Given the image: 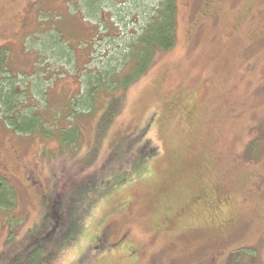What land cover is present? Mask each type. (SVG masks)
Listing matches in <instances>:
<instances>
[{
	"label": "rangeland",
	"instance_id": "obj_1",
	"mask_svg": "<svg viewBox=\"0 0 264 264\" xmlns=\"http://www.w3.org/2000/svg\"><path fill=\"white\" fill-rule=\"evenodd\" d=\"M85 1L0 0L4 66L24 91L17 99L48 127L78 128L64 146L53 128L50 137L17 133L0 113V183L15 196L0 206V264L23 259L28 230L45 218L48 264H264V0H176L173 47L126 89H102L93 110L59 121L61 107L86 93V74L124 73L120 48L156 4ZM39 6L50 21L38 19ZM53 26L76 45L63 66L34 36ZM95 29L103 41L85 47ZM36 67L38 82L24 74ZM117 95L121 107L99 132Z\"/></svg>",
	"mask_w": 264,
	"mask_h": 264
},
{
	"label": "trees",
	"instance_id": "obj_2",
	"mask_svg": "<svg viewBox=\"0 0 264 264\" xmlns=\"http://www.w3.org/2000/svg\"><path fill=\"white\" fill-rule=\"evenodd\" d=\"M67 3V2H66ZM95 3H98V1L95 0H86L84 5L87 6V8L92 7L95 5ZM176 10H177V4L176 0H156V4L153 5V8L150 12H148L149 16L143 19V24L140 29V34L135 37V39H131L130 42L126 46H122L123 48H120V54L119 56H124V62L127 65V67L122 69V72H118L117 76H113V71H109V67L105 66L100 70L99 72L93 71L88 74H86L85 84L81 81L80 84V90L83 86H86V93L83 95L81 93H77L78 95L73 96L74 99H72L69 103H66L64 106L61 107L60 112H58L59 115L62 117H59V121H65L66 117H72L73 114L78 115L79 112L82 110L91 109L93 110L94 106V100L97 99L96 95L99 91H102L104 89L106 92H113L116 90H124L126 89L137 77H139L150 63H152L155 60L156 52H162L165 50H168L173 47L175 41H176V34H175V27H176ZM101 13V12H100ZM39 14H44V17L41 18ZM38 19L50 21L49 14L47 11L40 7L37 10ZM48 15V16H47ZM96 15H99V12L96 13ZM47 16V18H46ZM107 29V28H106ZM54 26L51 27L48 30L45 31H38L37 34H35V38L40 39L41 45H46L51 50V58L56 61L59 65L63 66V62H73L74 60V53H75V47L76 45L68 44L67 40H63L61 31H56ZM92 33V31H91ZM61 34V35H60ZM93 39L91 43H87L85 47H90L94 44L101 43L103 41V38L99 36L98 29H95L93 31ZM26 35V34H25ZM42 35V36H41ZM49 36L56 37V40L52 41ZM29 35H26L25 38H29ZM111 39V37L109 36ZM123 43V42H122ZM121 47V46H120ZM41 55L40 58H42V61L45 60V57H42L43 55L41 52L37 51V56ZM8 57V49L6 47L2 46L0 47V113L3 114V121L4 123L13 131L17 133L22 134H34V133H40L44 135L45 137H50L52 135V132L50 129H54V131H57L58 133V140L63 144L64 146L68 145H74L78 138V128L76 126H67L64 127L61 123V126H55V128L48 127L47 124H55L54 122L48 120L47 118H44V116L41 113L37 112V109L28 108L27 102H19L17 99L18 94L21 92V96L24 93V91L20 90L18 87V77L17 75L10 74V72L6 69V59ZM38 58H35L33 63L37 64ZM107 65H109L108 62H106ZM5 64V66H4ZM6 69V70H5ZM39 68L36 67L33 71V74H26V76H33V81L38 82L39 78ZM104 75H103V73ZM100 73V74H99ZM107 78V80H106ZM6 80V81H5ZM40 84L36 85L35 88H41L39 87ZM110 89V90H108ZM45 91V89H44ZM29 91L26 89L25 93H28ZM39 93L42 92V89L38 91ZM25 96V95H24ZM121 96H112L110 101L108 102L107 109L103 112L101 121L97 124V130H101V126L103 125V121L105 118H107L104 125H107L109 123V120L117 113L119 108L121 107ZM36 97V96H35ZM28 97L25 96V100ZM37 98V97H36ZM36 98L31 99V106L37 107L39 105V102L37 101L35 104L33 103V100H36ZM119 99V102L118 100ZM68 102V101H67ZM72 113V114H71ZM65 117V118H64ZM103 131V130H102ZM99 131V132H102ZM256 140L252 139L248 143V148L250 150L249 154L253 153L256 148ZM5 189V191L9 194L8 199L5 197H2V190ZM14 192H12L9 188V186L6 183H0V206L4 208L11 207L12 202L14 200ZM54 202V201H53ZM53 205V203H52ZM51 207L48 209L49 213L52 209ZM56 207V206H54ZM57 208V207H56ZM59 211H52V215L49 214L48 217H52V220L55 222L59 218ZM56 216H53L55 215ZM55 217V218H54ZM46 218L43 219L42 223L40 225L35 224L34 228H31L28 230L32 237L30 239H33V241L28 245L26 252L23 256V259L20 260L19 258L14 261H8L9 259H5L4 262H7L5 264H48L46 257L48 252H46L47 248L39 243V240H44L46 238H50L51 232L53 230V227L50 228V231L44 232L43 230H40L39 227H41L43 224L45 225ZM35 231V233H34ZM10 232L15 234V231L10 229ZM15 239V238H14ZM24 239V236H23ZM10 240V239H9ZM7 241L6 244H9L10 241Z\"/></svg>",
	"mask_w": 264,
	"mask_h": 264
}]
</instances>
